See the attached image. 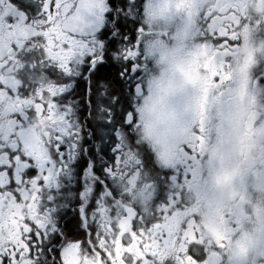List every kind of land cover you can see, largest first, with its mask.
<instances>
[{
  "label": "snow or ice",
  "instance_id": "obj_1",
  "mask_svg": "<svg viewBox=\"0 0 264 264\" xmlns=\"http://www.w3.org/2000/svg\"><path fill=\"white\" fill-rule=\"evenodd\" d=\"M0 264H264V0H0Z\"/></svg>",
  "mask_w": 264,
  "mask_h": 264
}]
</instances>
